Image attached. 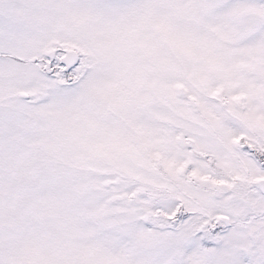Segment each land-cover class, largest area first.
Listing matches in <instances>:
<instances>
[{"label":"snow or ice","instance_id":"6c2138e0","mask_svg":"<svg viewBox=\"0 0 264 264\" xmlns=\"http://www.w3.org/2000/svg\"><path fill=\"white\" fill-rule=\"evenodd\" d=\"M0 264H264V0H0Z\"/></svg>","mask_w":264,"mask_h":264}]
</instances>
